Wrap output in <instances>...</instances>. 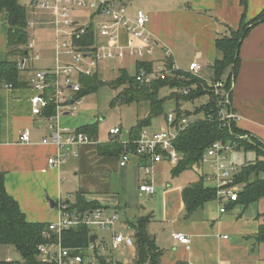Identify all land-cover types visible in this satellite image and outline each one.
I'll return each instance as SVG.
<instances>
[{"label": "crops", "instance_id": "obj_1", "mask_svg": "<svg viewBox=\"0 0 264 264\" xmlns=\"http://www.w3.org/2000/svg\"><path fill=\"white\" fill-rule=\"evenodd\" d=\"M122 2L131 16L138 10H144L150 15L148 31L155 40V54L150 60H154L155 64L161 62L165 58L164 48L168 47L178 68L186 70L192 61L197 60L203 66L201 76L207 80L212 78V64L219 56L217 38L230 34L232 30L237 31L243 25L248 27L238 53V70L232 80L231 97L236 112L241 115V119L237 121L238 127L264 145V18L259 20L264 13V0ZM8 36L9 25L0 21V65L8 57ZM31 38L29 35V40ZM129 38L127 33H123L124 43ZM37 49L38 42L37 48L29 51L28 56L40 52ZM52 52V58L56 62L55 43ZM19 60L21 63L23 59ZM37 60L44 62L46 59L41 55ZM128 60L135 67L134 61ZM35 61L28 62V67L22 71L25 81L23 85L13 86L7 82L0 84V170L5 173L8 193L19 202L28 221H58V204L74 200L79 192L88 201L102 206L106 214L118 213L119 216L122 207L125 208L126 215L131 212L130 209L127 210L130 208L129 194L141 197L157 195L159 206L145 212L135 207L130 215L132 219L120 222L117 228L133 236L129 223L141 215H152L149 230L163 251L161 264H176L179 261L188 264H264V243H258L255 239L264 222V199L248 205L226 201V211L221 212L220 201L214 198L189 212L183 200V190L203 179L199 171L200 164L196 163L191 167L197 173L196 177H183L182 172L173 174L174 164L167 159L153 163L152 171L147 173L146 166L152 164L151 159L134 153L129 163L121 166L122 151L117 149L119 146L116 144L134 139L131 130L123 140L120 136L121 126V132L116 136L111 135L109 129L108 137L103 140L98 121L88 116V112L82 110L78 114L62 113L56 120L62 134H65V129L78 130L83 126H95L91 131L96 138H92L91 142L72 146L66 161L57 168L51 167L49 158L63 150L51 141L54 131L50 126L51 114L44 112L43 115H33L31 98L37 91L31 85L30 77L34 70L52 68L55 63L53 66L49 64L37 68ZM105 65L106 62L96 72L102 74ZM108 67L116 71L115 66ZM119 67L122 69L120 64ZM164 125L165 120L161 119L159 124L154 126L152 123L143 130L154 132ZM24 132L29 133V141L21 139ZM87 134L90 135L91 132ZM45 138L48 139L46 143L43 142ZM236 150L239 149L235 148L234 151ZM249 153L252 155L248 161L254 160L256 153ZM229 156L223 164L235 165L229 161ZM241 166L237 167L240 169ZM204 170L211 171L207 166ZM168 173L170 178H167ZM145 183L154 186V194L140 190V185ZM204 183L214 187L212 182L204 180ZM122 193L127 195L124 204L121 200ZM110 199H114L113 205L107 202ZM52 200L54 206L51 205ZM177 232L184 233L190 239L188 247L174 237ZM108 238L109 235L102 237L103 240ZM118 250L120 254L114 253V260L121 264H129L128 256L131 254L134 258L136 252L135 246L125 244Z\"/></svg>", "mask_w": 264, "mask_h": 264}, {"label": "built area", "instance_id": "obj_2", "mask_svg": "<svg viewBox=\"0 0 264 264\" xmlns=\"http://www.w3.org/2000/svg\"><path fill=\"white\" fill-rule=\"evenodd\" d=\"M30 2L34 9L40 8L52 13L56 62L52 68L34 70L30 83L37 91L31 98L33 115H43L48 107H54V113L49 116L50 126L54 130L51 141L63 151L51 156L48 162L51 167L57 168L66 161L72 146L92 141L87 133L79 130L65 129V134H62L56 123L62 113L75 114L84 103L86 95L81 94L80 77L92 75L109 60L118 61L124 68L125 62L131 59L137 69L139 61L149 60L155 54V40L148 31L150 15L144 10H138L131 16L122 0H30ZM36 23L37 21L29 19L28 29L35 27ZM123 33L130 36L125 43ZM27 48L29 51L37 48L36 38L32 37L29 40ZM164 51L165 58L172 56L170 48L166 47ZM40 56V52H35L33 56L23 59L19 69L25 71L28 62L37 60ZM164 59L155 64L152 70L141 67L136 73L137 80L141 84H150L156 78L171 75L180 69L175 63L169 68ZM202 67V64L195 60L184 71L201 76ZM212 85L213 93L217 97V118L220 123L226 125L239 121L241 115L236 112L231 97L233 82L226 85L223 81H217ZM189 91L186 89L185 93ZM193 120L191 117L183 116L180 124L185 127ZM178 124L176 111L172 110L168 113L165 125L158 130L150 132L144 129L138 139L122 142L126 148L120 157L121 166L129 163L133 153L151 159L152 164L146 166L147 173L152 171L153 163L164 159L176 165L180 158V153L174 146L180 132ZM120 132V126L110 128V134L113 136ZM21 139L29 141V133L24 132ZM47 141L48 139H43L44 143ZM130 144L134 145V149L128 148ZM234 149L235 145L231 142L217 140L206 149L198 162L202 178L214 184L221 212L226 211V201L238 200L241 191V185L236 182L239 168L223 164ZM205 166L211 171L205 172ZM140 190L149 194L155 193L154 186L149 183L141 184ZM58 209L60 218L48 224L42 233L46 241L38 244L43 262L54 260L58 264H100L97 257L84 255L83 249L74 250L63 245V231L79 224H87L112 233L110 243L98 237L91 250L95 247L99 248L101 253H107L108 250L115 252L122 244L135 246L134 237L117 228L120 222L118 213L106 214L103 207H96L81 215L71 212L65 201L58 204ZM52 236H55L56 240L51 241ZM174 237L180 243L189 246L190 239L184 233L177 232Z\"/></svg>", "mask_w": 264, "mask_h": 264}, {"label": "trees", "instance_id": "obj_3", "mask_svg": "<svg viewBox=\"0 0 264 264\" xmlns=\"http://www.w3.org/2000/svg\"><path fill=\"white\" fill-rule=\"evenodd\" d=\"M262 18L264 13L259 20ZM29 19V9L20 0H0V21H5L9 25L8 57L0 65V84L7 82L17 86L25 83L22 71L19 69V59L28 57ZM247 31L248 27L243 25L239 30H232L230 34L217 38L216 47L219 56L212 64L214 74L210 80L178 69L171 75L156 78L150 84H141L136 78V73L141 67L153 69L155 61L149 59L137 63L135 75L130 74L127 68L120 69L119 77L112 82L114 87L124 85L116 101L136 102L140 105L146 104L148 107V114L140 118L136 126L131 129L132 138H134L131 140L138 139L143 128L152 125L156 118L161 117L166 121L169 113L166 111V105L170 101L174 102V111H176L180 127L179 135L174 141V146L180 153L179 161L172 170L175 175L198 163L206 149L217 140L231 142L236 149L254 151L256 159L244 163L236 174V182L241 185L236 202L245 205L264 199V145L254 137H250L253 143L243 139L240 140L239 145L237 136L246 132L238 127L237 122L226 125L220 123L217 118V97L213 93L212 83L223 81L229 85L232 82L238 70L240 45ZM164 61L169 68H172L175 63L173 57H166ZM80 82L81 94L84 95L95 92L104 83L98 72L82 75ZM165 88H169L170 92L161 95V91ZM186 89L190 91L185 93ZM202 98L206 100L196 105V101ZM187 104H191L192 107L187 108ZM44 112L50 115L54 113V107L50 106ZM183 116L194 120L184 127L180 124ZM93 129L95 126H83L78 130L89 134L91 132L89 136L96 138L91 131ZM116 145L119 146L117 149L123 153L126 148L124 144L117 142ZM128 148L134 149V145L130 144ZM214 198H216L215 188L206 186L203 179L190 184L183 190V200L189 212H193L206 201ZM66 203L71 212L81 215L96 207H102L88 201L80 192L76 194L74 200L66 201ZM151 220L152 215L148 214L141 215L129 223V228L134 232L136 250L131 264H161L163 251L149 230ZM48 224L30 222L26 219L19 202L8 193L5 186V173L0 170V245L13 246L21 257L18 261L0 259V264H58L54 260L43 262L40 258L38 244L46 241L42 233ZM94 233L93 227L87 224L73 226L63 231V245L74 250L83 249L84 255L97 257L100 264H121L114 260L112 250L107 253H101V250L95 247L91 250L97 242L90 240ZM51 239V241L56 240V237L52 236ZM255 239L258 243H264V222L260 225ZM176 264L188 263L179 261Z\"/></svg>", "mask_w": 264, "mask_h": 264}, {"label": "rangeland", "instance_id": "obj_4", "mask_svg": "<svg viewBox=\"0 0 264 264\" xmlns=\"http://www.w3.org/2000/svg\"><path fill=\"white\" fill-rule=\"evenodd\" d=\"M20 1L21 3L27 5L31 20L37 21L35 27L29 30V33L31 37L36 38L38 42L37 50L40 51L41 55L44 56L46 59L44 62L42 60L40 61L36 60L34 65L37 68L42 67L43 65H49V64H52L53 66L55 61H54V57L52 58V55H53L52 49L54 48V30L51 24L52 13L50 11L42 10L40 8L34 9L33 6H31L30 0H20ZM106 65L104 66L105 68L104 71L102 72V74H100L103 78L104 83L101 84L95 92L89 95H86V99L84 103L80 106V109L77 111L76 114H78L80 111L83 110V111H86V113L88 112L87 113L88 116L95 118V120L98 121L99 123L100 134L103 140L108 137L109 129L111 127L121 126L122 133L120 134V136L123 140H125V138L128 136L127 133L134 126H136L138 120L140 118L145 117L148 114V107L146 106V104L140 105L136 102L123 103L120 101H116L118 95L124 89V85H119V86L114 87V85L112 84V82H114L120 75L119 62L116 60H110L106 62ZM111 65L115 66L116 71L110 70L108 66H111ZM185 65L183 66L185 67ZM124 68H127L130 74L135 75L136 70H135V67L132 61L127 60ZM169 92H170V89L165 88L161 91V95H166ZM205 100L206 98H202L200 100H197L195 104L199 105ZM174 106H175L174 102L170 101L166 105V111L170 112L174 110L175 108ZM186 107L191 108L192 105L187 104ZM160 118H157L153 121L154 126L159 124V122H161V119L163 120V118L161 119ZM237 138H238L237 143L239 145H240L239 143L240 140H243V139L246 140L247 142L253 143L251 138L246 134H239ZM229 155H230L229 161L233 162L235 166L237 167L247 162L250 158V155L252 154H250L249 152L241 148L239 150L231 152ZM231 172L233 173L232 169H231ZM181 174L183 175V177L186 175L192 176V177L197 176V173L195 172V170H193V168L186 169ZM168 177L170 178V173H168L167 178ZM126 196L127 195H124V193L121 194V198H122L121 200L123 201V204L125 202L124 198ZM113 200L114 199H110V201H107V202H110L109 204L113 205L114 204ZM128 201H129L128 205L130 208H128L127 210L130 209L131 212L129 215H126L124 211L125 208L123 209L122 207V209H120V218H121L120 222L122 223L126 222L128 219L129 220L132 219L130 215L132 212H134L135 207L141 208L142 211L145 212V211H150V209L155 208V206H159V202H160L157 195L151 196V197H141V196H138L137 194H132V195L129 194ZM120 222L118 224V227L121 224ZM93 231L99 235L100 240H102V237L104 235H109L110 238L105 239V240L107 243H110L111 232L101 231L97 227H93ZM126 231L129 232L128 230ZM116 252L117 254H120L119 250H116L113 253H116ZM9 257L14 261L21 260L20 254L13 246L0 245V259L8 260ZM128 257H129V264H131L133 261V256L130 254Z\"/></svg>", "mask_w": 264, "mask_h": 264}, {"label": "water", "instance_id": "obj_5", "mask_svg": "<svg viewBox=\"0 0 264 264\" xmlns=\"http://www.w3.org/2000/svg\"><path fill=\"white\" fill-rule=\"evenodd\" d=\"M51 205L54 206V201L53 200L51 201ZM97 238H98V235L94 233V234L91 235L90 240H91V242H94ZM49 257H50V255H49Z\"/></svg>", "mask_w": 264, "mask_h": 264}]
</instances>
